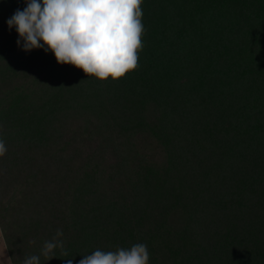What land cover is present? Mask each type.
Segmentation results:
<instances>
[{
	"label": "trees",
	"instance_id": "obj_1",
	"mask_svg": "<svg viewBox=\"0 0 264 264\" xmlns=\"http://www.w3.org/2000/svg\"><path fill=\"white\" fill-rule=\"evenodd\" d=\"M11 1L0 0V228L14 264L57 229L74 232L68 256L40 264L136 243L149 264H264V0H143L139 66L115 82L12 46ZM182 76L178 110L163 100ZM114 131L139 160L132 187L104 165ZM203 153L215 160L204 172Z\"/></svg>",
	"mask_w": 264,
	"mask_h": 264
},
{
	"label": "clouds",
	"instance_id": "obj_2",
	"mask_svg": "<svg viewBox=\"0 0 264 264\" xmlns=\"http://www.w3.org/2000/svg\"><path fill=\"white\" fill-rule=\"evenodd\" d=\"M143 0H25L26 7L17 9L6 21L15 27L16 41L25 52L43 48L52 52L57 64L71 65L99 82H115L134 71L143 47ZM7 152L0 138V157ZM63 231L57 229L45 241L39 255L23 259L22 264H40L56 258L55 250L67 257ZM35 243V241H31ZM65 264H73L71 258ZM78 264H149L147 245L136 243L115 251L95 250L84 255Z\"/></svg>",
	"mask_w": 264,
	"mask_h": 264
},
{
	"label": "rangeland",
	"instance_id": "obj_3",
	"mask_svg": "<svg viewBox=\"0 0 264 264\" xmlns=\"http://www.w3.org/2000/svg\"><path fill=\"white\" fill-rule=\"evenodd\" d=\"M16 2H17V0H12L11 4L9 6V9H11L12 7H15L16 10L17 9L23 10L26 7V3L25 2L21 6L16 5ZM18 39H19L18 34L13 35L10 38L9 43L12 46L16 47V48L17 47H21L22 48L23 41H21L20 46H18L17 43H16V41ZM3 42H7V40L0 37V43H3ZM42 49L43 48H41V49L39 48V49H36V50L42 55L41 65H42V67H44V66H46V64L50 60L49 54H48L50 51L49 52H45ZM63 66H66V65H62V67ZM69 66L70 65H68V67ZM78 71H79V69L71 66V72L72 73H76ZM56 75H58V72L54 73L52 77H54ZM185 78H187V77L186 76H182V78L180 79V81L176 85V90H175L174 93L170 94L169 96H165L164 97L163 101L165 102V104L167 106L174 105L179 110L180 106L186 105L184 103V101L181 100V95H182V93L184 92V90L186 88V85H185V80L186 79ZM34 81H35L34 79H27V80L21 79L17 83V85L19 87V91H21L23 93H28L30 90H32L34 88ZM35 90H36V88H35ZM2 99L3 98H1L0 100H2ZM187 108L190 110V108L188 107V104H187ZM90 115H91V117H93V119H91V120H95L93 114H90ZM176 115H177V119L178 120H180L181 122L184 121L182 116H180L177 113H176ZM186 123H187V121H186ZM91 124L94 125L93 122H91ZM9 127H10V123L5 121V119L0 118V132L8 131ZM185 127L187 129V125H185ZM127 145H128V139L123 134H121V133H119L117 131H114L113 135L108 137V139L106 141V144L103 146V149L101 150V154L104 156V160H105V164L104 165L105 166H106V163H107L108 165H112L114 167L115 166L116 167L119 166L118 169L122 170L121 172L119 171V175H120L121 178L124 177L123 188L124 187H132L131 180L128 178L127 175H129V174L133 175L140 169L139 168L140 167L139 160H137L134 163L130 162L131 156H130V153H129ZM19 155H21V154H19ZM202 155H203L202 158H204L205 161H204V164H202V169L201 170L204 172L205 170L208 169V165L211 163V161L213 162L215 160L213 158L211 159L210 157L208 158V156L210 155L209 153H203ZM105 172L106 171H102V173H103L102 177L107 174ZM0 173H2V172H0ZM230 175H233V174L231 172H225V171L223 173H221L220 176L223 179L218 183L217 187L225 185L226 187H224V188L228 189L229 185H231V179H230L231 177H229ZM102 177L100 176V179H102ZM211 180L215 181L216 180V176L215 177H211ZM5 185H6V182H5ZM210 188H215V187L212 184V186L210 185ZM30 213L31 212H29V211H27V213L22 212L20 214V216H19L20 220H21V218H26ZM19 217H17V218H19ZM72 232L70 233V235L72 234L71 238H70V236H67L65 238V240L63 239L64 243L67 240H71V241L73 240L74 232L73 233ZM37 242H40V248H42L44 243H41V241H38V240H37ZM39 254H40V251L38 250V248H36V244H32L30 250L24 254L26 256H24V258H21V257L18 258L17 257V259L22 262L23 259H25L26 257H29L31 255H39ZM87 255H91V254L89 253ZM0 264H14V261L11 258V255H10V252L8 250V247H7V244H6V241H5V237H4V234H3L2 230H1V228H0ZM20 264H22V263H20Z\"/></svg>",
	"mask_w": 264,
	"mask_h": 264
}]
</instances>
